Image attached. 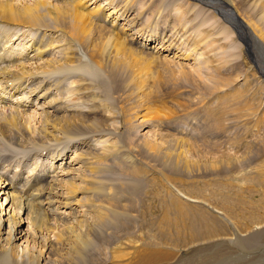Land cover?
Listing matches in <instances>:
<instances>
[{"label": "rangeland", "instance_id": "1", "mask_svg": "<svg viewBox=\"0 0 264 264\" xmlns=\"http://www.w3.org/2000/svg\"><path fill=\"white\" fill-rule=\"evenodd\" d=\"M128 1H132L135 13L143 15L141 23L139 19L137 23L133 22L134 27L130 23L137 44H149L151 39L162 41L160 37L163 36L164 41L166 39L170 44H153L160 55L144 50L147 52L145 55L134 52L140 56L131 57L122 51L113 63V60L106 61L100 57L103 39L113 35L102 27L94 26L97 33L91 45L103 73L86 68L88 70L84 71V75L90 83L94 82L100 98L111 104L112 111L107 110L113 118L106 125L113 132L110 140L128 157L136 162L139 160V164L145 165L142 167L148 171L144 169L140 175L137 174L134 167L128 168L125 157L107 161L99 174V181L114 195L115 202L109 203L116 207V217L107 224L92 225L89 242L82 252L83 259L61 256L49 264H131L134 256L137 259V249L148 237L152 241L155 239L157 244L154 245L172 258L161 264H264V235L254 234L258 231L253 228L256 225L249 222L250 215L256 217L259 213V217L264 218L263 210L253 213L250 207L236 208L233 205L235 211L228 212L221 201L225 194L229 196L230 193V200L242 198L246 202L249 190L261 191L264 195V183L260 182L258 186L256 183L244 186L240 183L242 177L253 175L255 164L264 160V58H260V52L247 36V30H238L229 15L202 2L196 4V8L192 5L195 0H97V5L92 8L115 15ZM229 1L240 18L264 42V4L255 0ZM89 4L81 7L88 8ZM118 4L121 6L116 7ZM113 8H116L114 12ZM120 13L121 10L118 15ZM177 15L184 18L181 28H177ZM20 28L13 26L10 34L16 31L11 35L19 37L25 32L21 41L6 43L4 47V43L0 44L1 53L11 45L13 50H19V43L31 40L28 37L31 32L22 28L23 32ZM184 31L193 32V37L198 36L194 45L191 37L187 39L184 36ZM204 41L208 46H203ZM161 46H166L167 51H162ZM196 47L200 48L197 50ZM183 52L190 57L188 61L177 59L176 55ZM142 85L143 90H140ZM3 106L4 103H0V112L4 110L0 115L6 113ZM31 108L29 113L37 115L26 125H31L33 132L40 126L41 111L37 107ZM147 146L159 149L162 155L146 151ZM76 148L72 146L71 150ZM0 149L7 150L2 144ZM8 151V154H0V170L8 167L16 172L21 169L19 165L24 164L27 166L26 173H31L38 165V160L33 157L35 151L23 153L21 149L13 147ZM243 156L247 158L228 167L222 166ZM46 158L43 155L39 162L43 159L44 164H49ZM61 164L60 160L56 167ZM62 176L66 177L64 173ZM239 188H242V196L237 193ZM255 200H259L258 196H255ZM175 202H182L183 206L189 204L186 208L195 214V219H198V214L201 215L199 218L203 214L205 219L216 218V223L221 227L218 237L216 235V238L206 240L199 237L193 241L184 226L172 228L171 232L169 229L168 236H161L159 223L156 222H160L164 212H168L169 216L173 213L174 216H170L172 220L176 218ZM176 228H182L186 234L182 229L181 234L177 233ZM259 236L262 240H257L260 244L255 241L257 250H250L252 244H245V249L239 246L242 239ZM224 239L228 245L221 243Z\"/></svg>", "mask_w": 264, "mask_h": 264}, {"label": "bare ground", "instance_id": "2", "mask_svg": "<svg viewBox=\"0 0 264 264\" xmlns=\"http://www.w3.org/2000/svg\"><path fill=\"white\" fill-rule=\"evenodd\" d=\"M255 1L264 4V0ZM131 2L122 4L125 7L120 9V15H118L119 9L115 15L111 13L107 15L99 8L96 10L95 7L92 8L93 5H97V0H0V44L4 43V47L6 43L17 42L25 34L22 28L31 32L28 35L31 40L27 39L28 42L24 41V44L19 43L21 46L19 50H13L11 45L8 48L9 51L5 49L1 53L0 45V103H4L3 108L6 110L5 114L0 115V144L7 148L5 151L0 149V154L10 152L8 148L13 147L21 149L23 153L35 151L33 157L35 156L38 160V165L31 173H26L27 166L24 164L19 165L21 169L16 172L8 167L3 168L6 170H0V203L2 202L0 204V264H49L61 256L69 258L75 256L83 259L82 252L89 242L88 236L94 227L92 225H104L116 217V207L109 203L115 202L114 195L109 193V189L102 187L99 181L101 170L106 162L125 157L129 163L128 168L134 167L137 174L147 169L142 167L145 165L139 164V160L136 162L124 154L110 140L113 132L109 131L106 125L113 118L112 113L109 115L107 110L112 111L111 104L100 98L94 82L90 83L89 78L84 75V71L88 70L86 68L103 73L101 63L96 61L91 45V40L97 33L94 26L102 27L113 35L103 39L100 54L101 58L103 57L106 61L113 60V63L120 57L122 51H126L124 55L131 57L140 56L134 52L145 55L144 50H151L153 54L160 55L155 51L157 46L153 47V44L158 42L170 44L168 40L164 41V36V38L160 37L162 41L157 42V39H151L149 44H137L136 34L131 32L130 23L134 27L133 22L138 19L140 22L143 15L133 11ZM201 2L229 15L238 30H247V36L260 52V58H264L263 39L257 35L258 38L255 31L240 18L229 0H195L191 4L197 8L196 4ZM83 4H89L88 8H82ZM110 4L113 3L110 2ZM190 5L189 8L192 6ZM119 6L121 4L116 7ZM115 10L116 8L113 12ZM175 21L177 28L183 27V17L177 15ZM13 26L15 29L22 27L20 29L24 33L20 34L21 36L17 35L19 37H13L11 34L16 33L13 31L10 34ZM172 27L176 29L173 24ZM191 31H184V36H187V39L191 37L194 45L198 36L193 37ZM180 32H182L181 29ZM202 44L204 46L207 41ZM165 48L166 46H161L160 49L167 51ZM176 57L181 61H188L190 58L184 52ZM143 87L142 85L140 90H143ZM31 107H37L41 111L40 126L33 132L30 129L31 125L30 127L26 125L37 115L36 113L32 116V112L29 113ZM72 146H76V150L72 151ZM145 150L162 155L155 147L147 146ZM43 155L47 157L49 164H44L43 159L41 163L39 162V158ZM257 156L260 157L261 154ZM246 158L247 156L237 157L222 166L228 167ZM67 159H71L70 163ZM60 160L61 168L56 167V163ZM253 171V175L248 174L247 177L240 179L242 186L248 183H256L257 186L260 182L264 183V160L255 164ZM62 173L66 177L62 176ZM101 179L103 180V177ZM241 190L242 188L237 189L240 196H242ZM225 196L227 195L225 194L221 201L228 212L235 211V207L240 206L250 207L253 213L259 210H263L264 213V195L261 191L249 190L246 202L241 197L242 200H237L235 197L236 201L230 200V193L229 196ZM255 196H258V201L255 200ZM80 197L83 198L79 199ZM186 200L190 201L188 198ZM176 203L174 208L177 213L174 220L171 219L173 217L170 218L173 213L169 216L168 212H164L160 222H156L159 223L160 229L157 228L161 236H166L169 229L171 232L172 228L184 226L193 241L199 237L203 240L214 239L216 235L218 237L221 227L218 226V222L216 223V218H207V214V219L203 217L204 214L199 218L200 214H198L196 215L198 219H195V214L190 213L191 210L186 208L189 204L183 206L182 202L181 204L178 202L177 205ZM67 211H69L68 214ZM250 213L249 211L248 214ZM258 214L256 217L250 215L249 222L256 225L253 228L258 231L254 233V230V234L264 235V218L263 216L260 218ZM181 229L179 232L176 228L177 233L181 234ZM183 231L186 234V231ZM253 233L249 234L252 236ZM260 237L241 241L237 239L240 241L239 246H243V249L245 244H252L250 250H257L255 249L256 244L259 243L257 240H262ZM149 238L137 249L135 254L137 259L134 256L135 261L133 260L131 264H161L164 261H171L170 254L159 250L154 245L157 244L155 239L152 241ZM225 240L221 243L228 245L224 242Z\"/></svg>", "mask_w": 264, "mask_h": 264}]
</instances>
